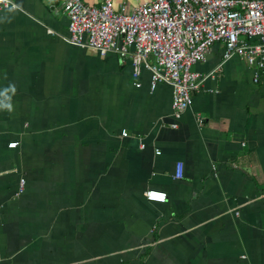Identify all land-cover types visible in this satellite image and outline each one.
Listing matches in <instances>:
<instances>
[{
  "label": "crops",
  "instance_id": "1",
  "mask_svg": "<svg viewBox=\"0 0 264 264\" xmlns=\"http://www.w3.org/2000/svg\"><path fill=\"white\" fill-rule=\"evenodd\" d=\"M14 1L0 7V264H264V70L256 82L234 55L177 117L172 85L152 89L147 68L137 85L130 58L68 40L58 0Z\"/></svg>",
  "mask_w": 264,
  "mask_h": 264
},
{
  "label": "built area",
  "instance_id": "2",
  "mask_svg": "<svg viewBox=\"0 0 264 264\" xmlns=\"http://www.w3.org/2000/svg\"><path fill=\"white\" fill-rule=\"evenodd\" d=\"M58 1L69 18L68 40L102 54L115 51L124 60L130 58L137 85L141 84L137 78L144 68L150 72L152 89L161 82L172 85V106L177 117L193 105L194 90L202 87L207 76L236 54L255 65L256 82L262 76L264 0H145L136 5L117 0H102L99 4ZM11 6H17L14 0H0V7ZM219 41L225 45L222 61L209 73L193 69V64L206 59L211 46ZM198 120L203 123L201 114ZM183 173L184 164L178 161L176 175ZM24 183L22 179L21 188ZM145 195L154 201L168 198L166 190L155 187L146 189Z\"/></svg>",
  "mask_w": 264,
  "mask_h": 264
}]
</instances>
